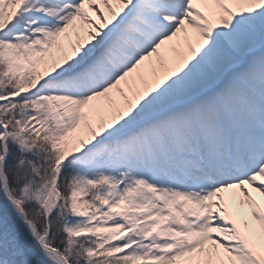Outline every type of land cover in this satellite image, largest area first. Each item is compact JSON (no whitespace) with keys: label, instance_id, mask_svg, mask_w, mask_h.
<instances>
[{"label":"snow or ice","instance_id":"6c2138e0","mask_svg":"<svg viewBox=\"0 0 264 264\" xmlns=\"http://www.w3.org/2000/svg\"><path fill=\"white\" fill-rule=\"evenodd\" d=\"M0 264H264V0H0Z\"/></svg>","mask_w":264,"mask_h":264}]
</instances>
